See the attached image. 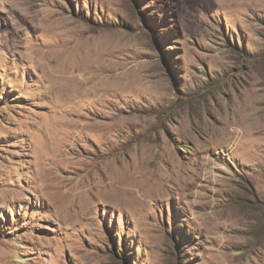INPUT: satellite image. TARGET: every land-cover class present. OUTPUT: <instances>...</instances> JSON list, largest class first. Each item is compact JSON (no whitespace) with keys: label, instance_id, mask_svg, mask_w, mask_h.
<instances>
[{"label":"rangeland","instance_id":"374dc122","mask_svg":"<svg viewBox=\"0 0 264 264\" xmlns=\"http://www.w3.org/2000/svg\"><path fill=\"white\" fill-rule=\"evenodd\" d=\"M0 264H264V0H0Z\"/></svg>","mask_w":264,"mask_h":264}]
</instances>
